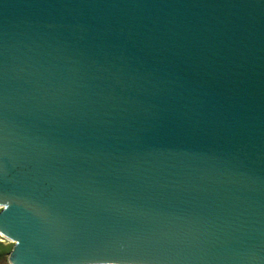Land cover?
Listing matches in <instances>:
<instances>
[{
	"label": "water",
	"instance_id": "95a60500",
	"mask_svg": "<svg viewBox=\"0 0 264 264\" xmlns=\"http://www.w3.org/2000/svg\"><path fill=\"white\" fill-rule=\"evenodd\" d=\"M11 264H264V0H0Z\"/></svg>",
	"mask_w": 264,
	"mask_h": 264
},
{
	"label": "rangeland",
	"instance_id": "374dc122",
	"mask_svg": "<svg viewBox=\"0 0 264 264\" xmlns=\"http://www.w3.org/2000/svg\"><path fill=\"white\" fill-rule=\"evenodd\" d=\"M14 246L15 242L3 237L0 231V264H11L9 257Z\"/></svg>",
	"mask_w": 264,
	"mask_h": 264
}]
</instances>
